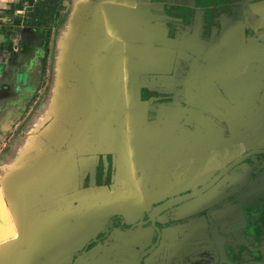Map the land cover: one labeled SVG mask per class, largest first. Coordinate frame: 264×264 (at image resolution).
Returning a JSON list of instances; mask_svg holds the SVG:
<instances>
[{
    "label": "flooded vegetation",
    "instance_id": "af4514ba",
    "mask_svg": "<svg viewBox=\"0 0 264 264\" xmlns=\"http://www.w3.org/2000/svg\"><path fill=\"white\" fill-rule=\"evenodd\" d=\"M150 3L171 59L140 76L143 127L125 144L134 191L122 198L142 204L73 242L62 264H264V0ZM116 173L100 155L83 187Z\"/></svg>",
    "mask_w": 264,
    "mask_h": 264
},
{
    "label": "crops",
    "instance_id": "0c3cea01",
    "mask_svg": "<svg viewBox=\"0 0 264 264\" xmlns=\"http://www.w3.org/2000/svg\"><path fill=\"white\" fill-rule=\"evenodd\" d=\"M57 1L0 0V44L13 49L18 33L30 34L32 26L29 37L39 44L14 56L22 66L13 68L0 101L1 142L19 126L18 117H27L0 149V186L24 238L19 246L14 239L0 246V264L65 263L78 248H69L73 242L82 244L106 218L142 204L123 200L117 190L133 186L125 144L143 127L139 78L170 66L167 30L153 18L150 0H71L65 20L66 3L51 13ZM60 22L49 66L48 32L52 37ZM7 61V67L0 63L4 81ZM37 64L41 77L33 89ZM106 154L114 156L113 185L83 187ZM113 192L120 198L113 200Z\"/></svg>",
    "mask_w": 264,
    "mask_h": 264
},
{
    "label": "rangeland",
    "instance_id": "374dc122",
    "mask_svg": "<svg viewBox=\"0 0 264 264\" xmlns=\"http://www.w3.org/2000/svg\"><path fill=\"white\" fill-rule=\"evenodd\" d=\"M62 3H66V5H65V7L63 9V14L61 16L62 17V20H65L66 17H67V15L69 14L67 7H70L71 0H60V1H57L56 3L53 4L52 9H51V13H56L57 10L61 7V5H59V4H62ZM59 14H61V13L59 12ZM62 24H63V22H60L58 24V26L55 27L56 29L53 32V34H52L53 36L52 37H51V32H48V43L49 44L47 45V48H48L47 52H49V54H51V56L49 57V66H50V64L52 65V63H53V53L55 54L56 39H57V36L56 35L58 33L57 32V29H59V27L62 26ZM53 25H55V22L53 23ZM28 27H30V26H28ZM30 29H31L30 34L28 33L27 30L21 31L22 36H20L21 34L18 33L19 34L18 37H20V38H19V41L18 42H16V43L14 42L13 43V47H11L13 49H10L9 45L6 44V43L0 44V63H3L5 65V67H7V65H6V63L8 62L7 61V58H10V63L8 65V69H4V71H5L4 77H6L4 79H6V80L4 81L0 77V101H2V102L5 101L6 98H7V93L5 91V88H6L5 87V84H7V82L12 79L11 77H12V74L14 72L13 68L15 69V68H18L19 66L20 67L22 66V61L21 60H18V61H14L13 60V58H15L14 56L16 55V57H17V55L20 54L21 51H23V49L24 50L26 49V51H25L26 54H30V53L34 52V46H36L37 45L36 43H38L37 42L38 41V38H36L35 42H33L34 39H31L29 37V35H33V33H34L33 26L30 27ZM38 29L39 28L37 27L35 30H38ZM188 33L190 35H192V30L191 29H190V31L188 30ZM44 35H45V33H44ZM37 36H39V35H37ZM40 36H43V34H41ZM0 39H1V37H0ZM10 39L13 41V38L9 37V40ZM3 40L4 39L2 38V40H0V41H3ZM166 48H168V47H166ZM166 50L167 49H165V51ZM47 80H48V76L46 77L45 81H47ZM19 83H21V82H19ZM5 105H7V104H5ZM3 107L4 106L2 105V112L5 114L6 113V110H7V107H4V108ZM18 118H17L18 119V122H21V123L23 121H25V119H27V117H25L24 115L21 116V117H18ZM4 123H5V121H4ZM21 123H19V126H16V128H14L13 131L10 134H8L6 140H4L2 142L0 141V149L2 147H5L6 144H8V140L12 139L11 137H12V135H14V133H16L17 131H20V129L22 127V124ZM3 143H4V145H3ZM136 189L137 188H135V190ZM128 190H129L130 193L132 191H134L133 188H129ZM119 191L120 190L118 189L117 192H119ZM122 193L121 194H117L116 193V194L117 195H124L125 194L124 188H123V192Z\"/></svg>",
    "mask_w": 264,
    "mask_h": 264
},
{
    "label": "water",
    "instance_id": "95a60500",
    "mask_svg": "<svg viewBox=\"0 0 264 264\" xmlns=\"http://www.w3.org/2000/svg\"><path fill=\"white\" fill-rule=\"evenodd\" d=\"M33 78H34V85L33 89L37 88L40 77H41V66L37 64V66L34 68ZM6 198V197H5ZM7 199V198H6ZM14 225L11 227L9 224V220L7 217V212L5 211V206L3 205V202L0 198V246H3L7 244L9 241L13 240L17 246H19V243L24 242L23 236L20 234V230L17 227L16 221L14 220ZM16 227V231L14 230Z\"/></svg>",
    "mask_w": 264,
    "mask_h": 264
},
{
    "label": "bare ground",
    "instance_id": "6f19581e",
    "mask_svg": "<svg viewBox=\"0 0 264 264\" xmlns=\"http://www.w3.org/2000/svg\"><path fill=\"white\" fill-rule=\"evenodd\" d=\"M0 195L2 196L1 192H0ZM1 198V197H0ZM1 200L3 201V199L1 198Z\"/></svg>",
    "mask_w": 264,
    "mask_h": 264
}]
</instances>
